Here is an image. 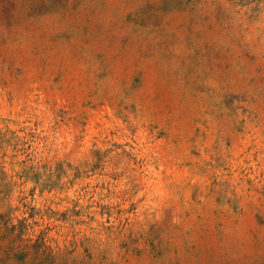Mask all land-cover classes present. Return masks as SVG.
Returning a JSON list of instances; mask_svg holds the SVG:
<instances>
[{
  "label": "rangeland",
  "instance_id": "374dc122",
  "mask_svg": "<svg viewBox=\"0 0 264 264\" xmlns=\"http://www.w3.org/2000/svg\"><path fill=\"white\" fill-rule=\"evenodd\" d=\"M0 264H264V0H0Z\"/></svg>",
  "mask_w": 264,
  "mask_h": 264
}]
</instances>
